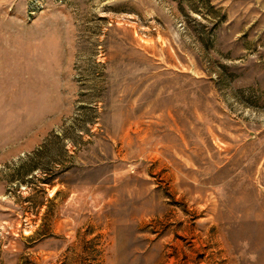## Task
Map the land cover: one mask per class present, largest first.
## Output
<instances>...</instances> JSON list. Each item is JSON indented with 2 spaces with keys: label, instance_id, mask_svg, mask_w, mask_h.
<instances>
[{
  "label": "rangeland",
  "instance_id": "obj_1",
  "mask_svg": "<svg viewBox=\"0 0 264 264\" xmlns=\"http://www.w3.org/2000/svg\"><path fill=\"white\" fill-rule=\"evenodd\" d=\"M0 264H264V0H0Z\"/></svg>",
  "mask_w": 264,
  "mask_h": 264
}]
</instances>
